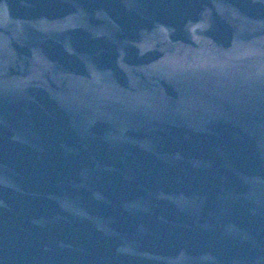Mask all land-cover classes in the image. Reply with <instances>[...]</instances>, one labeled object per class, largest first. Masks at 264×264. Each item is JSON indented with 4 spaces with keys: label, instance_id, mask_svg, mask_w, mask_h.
Listing matches in <instances>:
<instances>
[{
    "label": "water",
    "instance_id": "water-1",
    "mask_svg": "<svg viewBox=\"0 0 264 264\" xmlns=\"http://www.w3.org/2000/svg\"><path fill=\"white\" fill-rule=\"evenodd\" d=\"M0 264H264V0H0Z\"/></svg>",
    "mask_w": 264,
    "mask_h": 264
}]
</instances>
